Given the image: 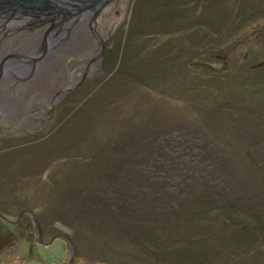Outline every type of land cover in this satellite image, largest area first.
I'll return each instance as SVG.
<instances>
[{
  "label": "rangeland",
  "instance_id": "rangeland-1",
  "mask_svg": "<svg viewBox=\"0 0 264 264\" xmlns=\"http://www.w3.org/2000/svg\"><path fill=\"white\" fill-rule=\"evenodd\" d=\"M91 9L7 83L0 264H264V0Z\"/></svg>",
  "mask_w": 264,
  "mask_h": 264
},
{
  "label": "flooded vegetation",
  "instance_id": "flooded-vegetation-1",
  "mask_svg": "<svg viewBox=\"0 0 264 264\" xmlns=\"http://www.w3.org/2000/svg\"><path fill=\"white\" fill-rule=\"evenodd\" d=\"M86 5L87 0H0V35L6 29L13 31L32 28L34 31L43 23L47 27L43 31L35 30V33L42 36L34 44L28 43L30 35L27 34L22 35L17 42L7 39L5 43L0 40V83L5 84V91L9 84L16 89L19 86L18 80L34 74L58 52H66L71 46L75 30L83 26L92 11ZM102 22L105 24L106 20ZM14 52L22 57L13 56ZM5 91L0 95L1 124H12L19 115L42 116L40 103H35V106L34 102L25 104L20 98V92Z\"/></svg>",
  "mask_w": 264,
  "mask_h": 264
},
{
  "label": "water",
  "instance_id": "water-1",
  "mask_svg": "<svg viewBox=\"0 0 264 264\" xmlns=\"http://www.w3.org/2000/svg\"><path fill=\"white\" fill-rule=\"evenodd\" d=\"M107 1L108 0H87L86 6L90 8H95L98 11L100 10V8H102L106 4Z\"/></svg>",
  "mask_w": 264,
  "mask_h": 264
},
{
  "label": "trees",
  "instance_id": "trees-1",
  "mask_svg": "<svg viewBox=\"0 0 264 264\" xmlns=\"http://www.w3.org/2000/svg\"><path fill=\"white\" fill-rule=\"evenodd\" d=\"M170 145H172V144H170ZM170 145H169V149H171V147H172V146H170Z\"/></svg>",
  "mask_w": 264,
  "mask_h": 264
}]
</instances>
